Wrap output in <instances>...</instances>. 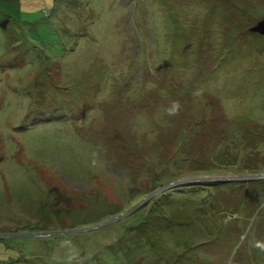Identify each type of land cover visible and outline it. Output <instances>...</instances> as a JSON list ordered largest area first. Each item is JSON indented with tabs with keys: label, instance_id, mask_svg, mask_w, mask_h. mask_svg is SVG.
Instances as JSON below:
<instances>
[{
	"label": "rangeland",
	"instance_id": "rangeland-1",
	"mask_svg": "<svg viewBox=\"0 0 264 264\" xmlns=\"http://www.w3.org/2000/svg\"><path fill=\"white\" fill-rule=\"evenodd\" d=\"M262 19L0 0V264H264Z\"/></svg>",
	"mask_w": 264,
	"mask_h": 264
},
{
	"label": "water",
	"instance_id": "water-1",
	"mask_svg": "<svg viewBox=\"0 0 264 264\" xmlns=\"http://www.w3.org/2000/svg\"><path fill=\"white\" fill-rule=\"evenodd\" d=\"M6 22H7V20H3V21L0 23V25L4 27L5 24H6ZM253 29H254V30H257V31H259V32H261V33H264V19L260 20V21L257 23V25L253 27ZM116 218H117V217H116ZM114 219H115V218H114ZM108 222H109V221H108ZM106 223H107V221L104 222V224H106Z\"/></svg>",
	"mask_w": 264,
	"mask_h": 264
}]
</instances>
